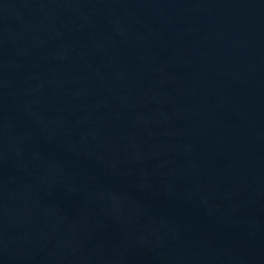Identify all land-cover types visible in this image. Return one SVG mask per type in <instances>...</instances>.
Returning <instances> with one entry per match:
<instances>
[{
    "label": "water",
    "instance_id": "obj_1",
    "mask_svg": "<svg viewBox=\"0 0 264 264\" xmlns=\"http://www.w3.org/2000/svg\"><path fill=\"white\" fill-rule=\"evenodd\" d=\"M0 264H264V0H0Z\"/></svg>",
    "mask_w": 264,
    "mask_h": 264
}]
</instances>
